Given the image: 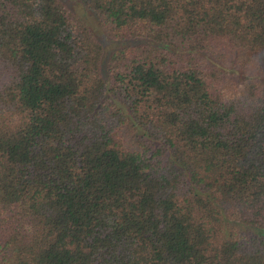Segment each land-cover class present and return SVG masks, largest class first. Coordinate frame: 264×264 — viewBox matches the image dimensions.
<instances>
[{"label":"trees","instance_id":"1","mask_svg":"<svg viewBox=\"0 0 264 264\" xmlns=\"http://www.w3.org/2000/svg\"><path fill=\"white\" fill-rule=\"evenodd\" d=\"M0 0V264H264V0Z\"/></svg>","mask_w":264,"mask_h":264},{"label":"rangeland","instance_id":"2","mask_svg":"<svg viewBox=\"0 0 264 264\" xmlns=\"http://www.w3.org/2000/svg\"><path fill=\"white\" fill-rule=\"evenodd\" d=\"M69 7H71L74 11H76V13L83 19H85L87 21V23L89 24V26L92 28L93 32L99 37L101 38L102 41H104V50L105 52L110 49L113 46H116L120 43H122V41H114L109 39L101 30V28H99V26L96 24V19L93 15V13L82 7L80 4H78L75 0H63Z\"/></svg>","mask_w":264,"mask_h":264}]
</instances>
